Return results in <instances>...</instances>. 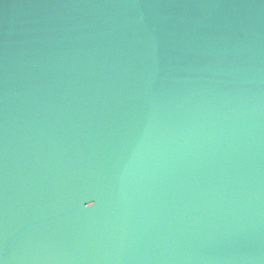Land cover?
I'll use <instances>...</instances> for the list:
<instances>
[{
	"label": "water",
	"instance_id": "95a60500",
	"mask_svg": "<svg viewBox=\"0 0 264 264\" xmlns=\"http://www.w3.org/2000/svg\"><path fill=\"white\" fill-rule=\"evenodd\" d=\"M0 264H264V0H0Z\"/></svg>",
	"mask_w": 264,
	"mask_h": 264
}]
</instances>
